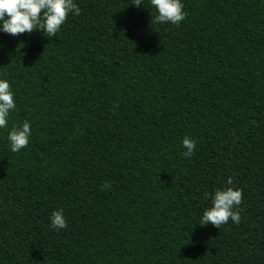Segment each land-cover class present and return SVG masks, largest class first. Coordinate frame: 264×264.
Masks as SVG:
<instances>
[{"label":"trees","instance_id":"16d2710c","mask_svg":"<svg viewBox=\"0 0 264 264\" xmlns=\"http://www.w3.org/2000/svg\"><path fill=\"white\" fill-rule=\"evenodd\" d=\"M181 2L179 25L150 0H74L55 37L0 31V264H264V0ZM228 186L240 223L201 225Z\"/></svg>","mask_w":264,"mask_h":264},{"label":"clouds","instance_id":"9594fccd","mask_svg":"<svg viewBox=\"0 0 264 264\" xmlns=\"http://www.w3.org/2000/svg\"><path fill=\"white\" fill-rule=\"evenodd\" d=\"M142 0H133L139 7ZM157 10L155 23H171L179 25L186 18L184 5L181 0H150ZM81 9L74 0H0V31L12 36L42 31L47 37H55L61 26L67 20L69 13L79 15ZM16 108L14 93L8 80L0 79V128L8 127V117L11 110ZM31 135L30 122L15 124L8 133V141L12 152H19L29 144ZM186 149L182 153L190 158L196 148L195 140L185 136L182 141ZM233 177L229 176L228 185H232ZM111 184L102 185V190H109ZM211 197L212 204L205 208L200 220L201 225L211 224L220 229L231 220L239 224L241 220L239 206L243 201V192L232 186L217 188L213 193H205ZM51 227L59 230L67 228V221L62 210H54L50 216Z\"/></svg>","mask_w":264,"mask_h":264}]
</instances>
